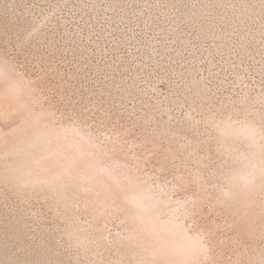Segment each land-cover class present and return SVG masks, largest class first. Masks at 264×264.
Masks as SVG:
<instances>
[{"label": "snow or ice", "instance_id": "6c2138e0", "mask_svg": "<svg viewBox=\"0 0 264 264\" xmlns=\"http://www.w3.org/2000/svg\"><path fill=\"white\" fill-rule=\"evenodd\" d=\"M0 264H264V0H0Z\"/></svg>", "mask_w": 264, "mask_h": 264}]
</instances>
